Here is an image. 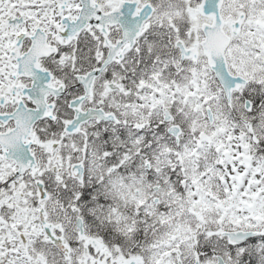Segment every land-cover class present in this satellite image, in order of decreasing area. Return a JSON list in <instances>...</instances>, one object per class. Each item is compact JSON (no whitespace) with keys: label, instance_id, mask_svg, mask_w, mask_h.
<instances>
[{"label":"snow or ice","instance_id":"6c2138e0","mask_svg":"<svg viewBox=\"0 0 264 264\" xmlns=\"http://www.w3.org/2000/svg\"><path fill=\"white\" fill-rule=\"evenodd\" d=\"M0 264H264V0H0Z\"/></svg>","mask_w":264,"mask_h":264}]
</instances>
